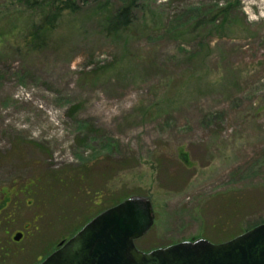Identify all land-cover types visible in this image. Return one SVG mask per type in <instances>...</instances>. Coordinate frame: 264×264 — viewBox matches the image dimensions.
<instances>
[{"label":"rangeland","instance_id":"rangeland-1","mask_svg":"<svg viewBox=\"0 0 264 264\" xmlns=\"http://www.w3.org/2000/svg\"><path fill=\"white\" fill-rule=\"evenodd\" d=\"M47 1L0 0V264L131 197L153 205L145 253L263 224L264 0H137L117 31L127 0H72L29 52Z\"/></svg>","mask_w":264,"mask_h":264},{"label":"water","instance_id":"water-1","mask_svg":"<svg viewBox=\"0 0 264 264\" xmlns=\"http://www.w3.org/2000/svg\"><path fill=\"white\" fill-rule=\"evenodd\" d=\"M154 217L149 199H126L93 218L41 264H264V223L224 243L200 239L145 253L136 242L150 231ZM22 238L16 233L14 241Z\"/></svg>","mask_w":264,"mask_h":264},{"label":"trees","instance_id":"trees-1","mask_svg":"<svg viewBox=\"0 0 264 264\" xmlns=\"http://www.w3.org/2000/svg\"><path fill=\"white\" fill-rule=\"evenodd\" d=\"M21 1L23 2V4L29 5L32 8H35V6H37V4L39 3V0H21ZM48 1L52 5L57 4L55 8L56 11L54 13H49L48 15L44 14L46 15L44 17V20L36 25H32L29 28L28 32L24 35V39H23L24 48L27 49L29 52L42 51L44 48H46L48 45V40L50 39L54 30H56V26L60 22L63 13L65 12L76 13L80 9V7L77 6L72 0H48ZM87 3L88 0H84V4L86 5ZM136 5H137V0H127L126 6L120 10L119 16L115 17V19L113 18L114 21L112 19L111 27H110L111 30L117 31L123 27L125 28L127 26H130L131 21L128 19V17L130 14H132V10L136 7ZM202 24L203 23L200 22L197 24V26L200 27ZM119 203L113 202L111 207H114ZM84 226H82L81 229Z\"/></svg>","mask_w":264,"mask_h":264},{"label":"flooded vegetation","instance_id":"flooded-vegetation-1","mask_svg":"<svg viewBox=\"0 0 264 264\" xmlns=\"http://www.w3.org/2000/svg\"><path fill=\"white\" fill-rule=\"evenodd\" d=\"M22 235L24 236V234L22 233ZM22 240V239H21Z\"/></svg>","mask_w":264,"mask_h":264}]
</instances>
